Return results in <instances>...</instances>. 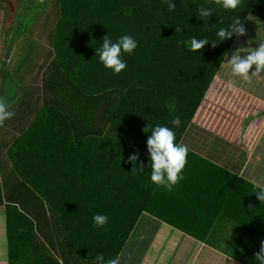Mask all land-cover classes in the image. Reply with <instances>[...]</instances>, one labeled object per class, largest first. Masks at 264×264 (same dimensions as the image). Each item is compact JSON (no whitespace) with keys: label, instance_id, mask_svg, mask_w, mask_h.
Masks as SVG:
<instances>
[{"label":"trees","instance_id":"trees-1","mask_svg":"<svg viewBox=\"0 0 264 264\" xmlns=\"http://www.w3.org/2000/svg\"><path fill=\"white\" fill-rule=\"evenodd\" d=\"M38 1L44 6L54 2L52 48L39 67L45 66L41 85L23 96L18 80H6L5 94L13 102L8 108L18 106L16 123L22 124L27 110L32 115L23 128L13 126L19 134L6 157L0 148L8 264H106L118 257L143 210L157 215L171 206L176 191L188 188L187 159L184 178L171 190L150 180L151 129L166 125L176 131L174 143L180 139L238 32L229 25L239 18L241 26L249 12L264 19V0H240L235 9L223 8L222 0ZM22 13L27 14L26 7ZM23 24L17 28L24 29ZM220 27L231 34L217 38ZM124 34L132 35L137 46L121 53L126 67L113 73L97 49L106 36L116 42ZM191 37L207 39L189 50L184 42ZM12 52H3L0 61L5 63ZM15 65L20 71L24 64ZM173 116L180 125L171 123ZM188 190L191 197L186 193L183 200L203 215L218 198ZM236 205L222 209L224 224L209 220L214 256L261 264L255 254L264 231L243 229L245 222L237 217L242 209ZM96 213L108 217L106 225L93 223ZM257 224L264 227V220Z\"/></svg>","mask_w":264,"mask_h":264},{"label":"crops","instance_id":"crops-1","mask_svg":"<svg viewBox=\"0 0 264 264\" xmlns=\"http://www.w3.org/2000/svg\"><path fill=\"white\" fill-rule=\"evenodd\" d=\"M0 13V42L4 41L5 47L6 38L4 33H1V28L4 27L7 19L5 13H2L1 10ZM251 21L264 31V19L249 12L240 26L244 29L243 33H236L215 74L223 80L222 86L229 90L219 98V93L213 97L202 98L197 111L183 133L193 135L192 137L199 140V142L196 141V144L191 145L186 157L191 176L189 180H186L189 183L188 188L181 187L184 189L183 191H176V195L170 198L171 206L169 204V208L165 207V210L162 211L158 209L157 215L147 210L141 212L142 215L138 217L140 219L137 220L118 255L119 264H221L219 261L221 256H214L215 250L212 249L213 245L208 239V236L213 233V226L209 225V220L224 224L227 221L226 218L224 219L227 214L222 217V209L225 208L229 211L232 203H237L236 206L242 209L237 217L240 221L245 222L243 229L264 231L263 225L258 227L257 224L264 220V201H261L255 193L257 187H264V89L262 86L264 68L253 75L255 69L253 64L248 71V81H245L239 74H231L229 69L226 70V65H230L228 63L229 56L235 44L239 42V45L245 48L252 27ZM237 49L241 50V47ZM3 52L6 53V50H0V56H4ZM3 65L6 64L0 61V70H3ZM2 79L4 81L0 83V94H4L7 100L11 99L9 95L5 94L8 87L6 80ZM256 81L261 82V86ZM27 84L21 75L18 86ZM34 90L36 92L37 88L32 91ZM39 94L41 96V91L35 93V95ZM17 120L20 121L18 116ZM4 123L0 126H3ZM15 123L16 119L13 123L6 125V133L3 139H0V148L5 155L9 148L7 139L13 135L17 136L14 134V130H17L13 127ZM183 137L186 136L180 137V143ZM220 144H233L245 154L244 159L241 160L244 169L242 173L236 171V168H226L225 166V169L221 168L225 165H222L221 162L227 158V148L220 147ZM246 157L247 161H245ZM226 169H232L230 170L231 177L224 174L223 171ZM189 188L190 190L191 188L195 189L196 196L218 197L210 202L204 215L199 213L195 204L183 200L186 193H188V198L191 197ZM243 193L245 195L240 196ZM238 196L241 198L232 199ZM217 202L218 204L215 206ZM1 215L0 264H8L6 220L4 214ZM244 239L246 242L247 237L244 236ZM225 261L229 264H234V262L235 264L236 262L246 264L239 259H234V262L232 260Z\"/></svg>","mask_w":264,"mask_h":264},{"label":"rangeland","instance_id":"rangeland-1","mask_svg":"<svg viewBox=\"0 0 264 264\" xmlns=\"http://www.w3.org/2000/svg\"><path fill=\"white\" fill-rule=\"evenodd\" d=\"M0 4V10L2 13H5L6 16V23L4 27L1 28V33H4V37L6 38V44L7 48L4 47V41L0 42V50H13V56H10L8 54V57L4 58L5 64L7 66V70L4 69L1 71V77L4 78L5 80H10L15 82L18 80L19 82L21 81V75L23 77V81L28 83L26 86H21L20 88H23L22 94L23 96H26L28 92H32L34 88L40 87V82H42L43 78V68H39L42 66V57L43 55L47 52L46 50L52 48V42L49 44L51 41V37L49 33L53 29V23H51V18L49 19V15L53 13L54 10V2H50L49 5H42L38 0H3ZM36 4V5H35ZM26 7L27 14L22 13V17L20 15L21 11ZM1 14V13H0ZM49 19V20H48ZM24 22H26L24 29L20 28L18 29L17 27H20L21 25L24 26ZM56 22H54L55 25ZM252 27L251 31L249 32L248 36V41L245 46V48L242 47V45H239V42L235 44L234 48L232 49V53L229 56V61L231 60V57L234 53H237L241 58L249 54L252 50H255L259 47L260 43H264V31L260 28V26L256 25L253 21H251ZM17 28V29H16ZM16 29V30H15ZM15 30V31H13ZM12 31V32H11ZM31 34V38H26L29 37ZM1 35V34H0ZM27 35V36H26ZM52 36L54 34L52 33ZM12 38L15 41H12ZM242 39V38H241ZM56 47L58 44V39L54 43ZM241 47V50H238L237 48ZM29 50V51H28ZM243 52L241 53V51ZM25 51V55L23 52ZM7 54V53H6ZM227 56V58H228ZM10 57H12L10 59ZM3 58V57H2ZM0 58V60L2 59ZM10 59V62L8 64V60ZM3 63V62H1ZM24 64L22 69L17 71V67H15V64ZM4 64V63H3ZM223 67V66H222ZM252 65L250 66V68ZM1 68V67H0ZM27 68V69H26ZM249 68V69H250ZM16 69V71H15ZM232 74L231 70V65H226V70ZM248 69V71H249ZM14 70V71H13ZM10 71V72H9ZM19 73V74H18ZM219 74V73H218ZM0 77V83L4 81ZM262 86L264 89V79L262 80ZM222 82V83H221ZM259 85L261 82L256 81ZM223 85V80L220 79L219 75H214V78L212 79L209 88L207 90V93L204 94L203 98L207 96H216L217 93H219L218 98L224 94L225 91H228L229 88H225L222 86ZM261 86V85H260ZM257 88V87H256ZM258 89V88H257ZM10 101V100H9ZM8 101V107L13 102ZM39 105H41V99L38 100ZM11 103V104H10ZM33 103L37 104L33 100ZM14 110L13 117H10L6 120L3 126H0V139H3L5 133H6V125L13 123L14 119L17 118L15 117V114L18 111V106L15 104V106L12 108ZM27 112V113H26ZM25 113H23V119H22V124L21 123H15L16 126L22 127L25 125V123H28L27 120L30 121L31 116L30 115V110H27ZM27 121V122H26ZM1 125V124H0ZM14 134L17 135L19 134L18 130H14ZM183 139L181 140V143L185 144L188 149H191V145L196 144V141L199 142V140H196V137H192L193 135H186L182 134ZM181 136V138H182ZM218 137V136H217ZM15 136H11L10 138L7 139L8 144L12 143L14 140ZM224 138V137H221ZM6 140V139H5ZM235 141V140H234ZM180 142V139L177 141ZM236 142V141H235ZM220 147L227 148V158L225 159V163L221 162L223 167L222 169L226 168H236V171H240L241 173L243 172V168L241 165V160L244 159L245 154L242 153L239 149L235 147L233 144H220ZM4 157L5 153H1ZM6 157V156H5ZM248 157V156H247ZM247 157L245 158V161H247ZM240 161V163H239ZM239 165L237 166V164ZM225 166V167H224ZM237 166V167H236ZM232 169H226L224 172L225 175H228L231 177V171ZM234 172V171H233ZM239 172V173H240ZM238 173V172H237ZM216 174V173H215ZM238 176V175H237ZM130 207V205H129ZM0 224H1V214H4L5 208L4 205L0 206ZM161 236V234H160ZM231 237V234L228 233L227 238L229 239ZM249 240H247L246 243H248ZM169 243V241H167ZM218 253H220L218 250H216ZM216 253V252H215ZM222 260V261H221ZM226 260V259H224ZM223 259H219L220 262H224ZM228 261V260H227ZM234 262V261H232ZM217 263V260H216ZM239 262H236L238 264ZM235 264V262H234Z\"/></svg>","mask_w":264,"mask_h":264},{"label":"clouds","instance_id":"clouds-1","mask_svg":"<svg viewBox=\"0 0 264 264\" xmlns=\"http://www.w3.org/2000/svg\"><path fill=\"white\" fill-rule=\"evenodd\" d=\"M240 3V0H222L221 6L225 9H235ZM169 10L172 5L168 4ZM206 15V12H202ZM239 18L233 20L229 27H234L238 32L243 33L244 29L239 26ZM179 29H177L178 31ZM231 33L225 28L220 27L215 35L217 38H225ZM205 38L197 39L196 37L189 38L185 41V47L189 50L199 49L205 42ZM179 43V42H178ZM137 46V41L132 35H121L116 42H110L106 36L103 39L100 48L97 49L99 60L105 68H111L113 73H119L126 67V61L122 58L121 53H131ZM231 65L233 74H239L245 81L249 80L248 69L251 65H255L253 75L259 73L264 68V43H260L259 47L254 51L241 58L237 53H234L231 60L228 61ZM14 110L8 108V100L4 96H0V124H3L6 119L12 117ZM171 123L180 125L181 121L178 116H173ZM176 131L163 124H155L151 129V136L147 140V145L151 160L150 180L157 186H163L165 189L171 190L180 180L184 178L182 169L186 164L188 147L180 142H175ZM133 161L136 157H130ZM257 197L264 201V187H257L255 190ZM92 221L96 226L106 225L108 217L102 213H96L92 216ZM256 259L264 264V241L261 242V247L258 253L255 254ZM101 256H97L96 260L100 261ZM106 264H119V257L107 259Z\"/></svg>","mask_w":264,"mask_h":264}]
</instances>
